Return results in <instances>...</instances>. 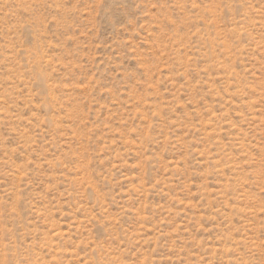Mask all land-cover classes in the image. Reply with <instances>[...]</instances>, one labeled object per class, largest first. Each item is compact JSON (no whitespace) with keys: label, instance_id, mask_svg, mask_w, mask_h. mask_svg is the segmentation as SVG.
Here are the masks:
<instances>
[{"label":"rangeland","instance_id":"rangeland-1","mask_svg":"<svg viewBox=\"0 0 264 264\" xmlns=\"http://www.w3.org/2000/svg\"><path fill=\"white\" fill-rule=\"evenodd\" d=\"M0 264H264V0H0Z\"/></svg>","mask_w":264,"mask_h":264}]
</instances>
